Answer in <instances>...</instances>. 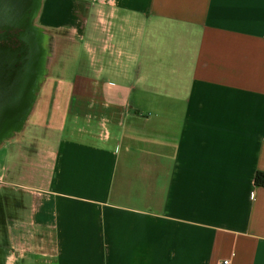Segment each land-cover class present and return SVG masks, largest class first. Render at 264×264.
I'll list each match as a JSON object with an SVG mask.
<instances>
[{"label": "crops", "instance_id": "obj_1", "mask_svg": "<svg viewBox=\"0 0 264 264\" xmlns=\"http://www.w3.org/2000/svg\"><path fill=\"white\" fill-rule=\"evenodd\" d=\"M102 4L107 61L72 83L0 264H264V0Z\"/></svg>", "mask_w": 264, "mask_h": 264}, {"label": "rangeland", "instance_id": "obj_2", "mask_svg": "<svg viewBox=\"0 0 264 264\" xmlns=\"http://www.w3.org/2000/svg\"><path fill=\"white\" fill-rule=\"evenodd\" d=\"M38 2L30 25L42 35L40 71L19 106V120L13 116L6 121L0 137L1 225L3 215L13 209V197L20 200L22 210L44 197L52 148L68 100L76 97L72 83L79 77L91 78L94 57L105 55L106 62L110 48L109 10L102 0Z\"/></svg>", "mask_w": 264, "mask_h": 264}, {"label": "water", "instance_id": "obj_3", "mask_svg": "<svg viewBox=\"0 0 264 264\" xmlns=\"http://www.w3.org/2000/svg\"><path fill=\"white\" fill-rule=\"evenodd\" d=\"M28 1L0 0V137L6 121L13 116L19 120V106L34 86L42 62L41 31L30 25L39 0L32 1L30 14Z\"/></svg>", "mask_w": 264, "mask_h": 264}, {"label": "trees", "instance_id": "obj_4", "mask_svg": "<svg viewBox=\"0 0 264 264\" xmlns=\"http://www.w3.org/2000/svg\"><path fill=\"white\" fill-rule=\"evenodd\" d=\"M255 184L264 186V172L258 171L255 175Z\"/></svg>", "mask_w": 264, "mask_h": 264}, {"label": "flooded vegetation", "instance_id": "obj_5", "mask_svg": "<svg viewBox=\"0 0 264 264\" xmlns=\"http://www.w3.org/2000/svg\"><path fill=\"white\" fill-rule=\"evenodd\" d=\"M32 1H33V0H29L28 3H27V9H28L27 11H28L29 14L31 13V8H30V6H31V4H32ZM0 31H1V29H0Z\"/></svg>", "mask_w": 264, "mask_h": 264}, {"label": "built area", "instance_id": "obj_6", "mask_svg": "<svg viewBox=\"0 0 264 264\" xmlns=\"http://www.w3.org/2000/svg\"><path fill=\"white\" fill-rule=\"evenodd\" d=\"M254 196H255V193L252 192V197H254ZM222 264H228V260H223V261H222Z\"/></svg>", "mask_w": 264, "mask_h": 264}, {"label": "bare ground", "instance_id": "obj_7", "mask_svg": "<svg viewBox=\"0 0 264 264\" xmlns=\"http://www.w3.org/2000/svg\"><path fill=\"white\" fill-rule=\"evenodd\" d=\"M39 3V2H38Z\"/></svg>", "mask_w": 264, "mask_h": 264}]
</instances>
